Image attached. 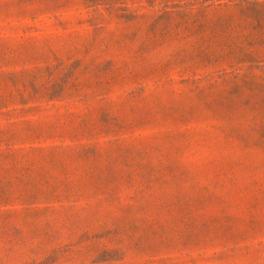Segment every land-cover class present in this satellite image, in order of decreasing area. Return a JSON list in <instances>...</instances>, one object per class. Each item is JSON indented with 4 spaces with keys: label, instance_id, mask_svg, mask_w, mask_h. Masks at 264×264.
Here are the masks:
<instances>
[{
    "label": "rangeland",
    "instance_id": "1",
    "mask_svg": "<svg viewBox=\"0 0 264 264\" xmlns=\"http://www.w3.org/2000/svg\"><path fill=\"white\" fill-rule=\"evenodd\" d=\"M0 264H264V0H0Z\"/></svg>",
    "mask_w": 264,
    "mask_h": 264
}]
</instances>
